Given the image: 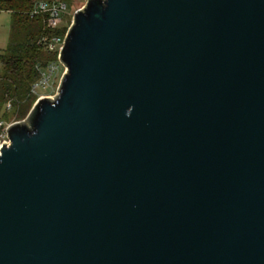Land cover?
<instances>
[{"label":"water","instance_id":"95a60500","mask_svg":"<svg viewBox=\"0 0 264 264\" xmlns=\"http://www.w3.org/2000/svg\"><path fill=\"white\" fill-rule=\"evenodd\" d=\"M60 60L0 144V264H264V0H88Z\"/></svg>","mask_w":264,"mask_h":264},{"label":"trees","instance_id":"16d2710c","mask_svg":"<svg viewBox=\"0 0 264 264\" xmlns=\"http://www.w3.org/2000/svg\"><path fill=\"white\" fill-rule=\"evenodd\" d=\"M37 1L0 0V11L11 14L10 38L8 44L3 46L1 56L0 121L5 120V114L9 111L6 107L8 103L13 108L33 95L32 86L40 78L37 64L46 65L57 60V53L48 52L38 43L41 35L45 32L66 33V28L45 30L42 19L29 16L28 12Z\"/></svg>","mask_w":264,"mask_h":264},{"label":"built area","instance_id":"2783aa9c","mask_svg":"<svg viewBox=\"0 0 264 264\" xmlns=\"http://www.w3.org/2000/svg\"><path fill=\"white\" fill-rule=\"evenodd\" d=\"M68 9L67 0H38L34 3L32 9L28 12L31 18L42 19L45 30H61L62 29V15ZM78 11V10H77ZM76 11V12H77ZM75 12V13H76ZM65 34H51L43 33L39 38L38 43L48 52L57 53V60L50 61L46 65L37 64V69L40 73V78L36 81L31 89L32 94L37 96V101L43 97H48L41 92V90H48L54 87V79L61 65H64L60 60V53L65 43ZM3 46L0 44V75L2 74ZM51 97V96H50ZM53 98V97H51ZM7 109H12V104H7ZM13 124V123H12ZM11 124L6 125L5 121H0V136L8 137V128ZM9 138V137H8ZM10 141L2 142L0 144H9Z\"/></svg>","mask_w":264,"mask_h":264},{"label":"rangeland","instance_id":"374dc122","mask_svg":"<svg viewBox=\"0 0 264 264\" xmlns=\"http://www.w3.org/2000/svg\"><path fill=\"white\" fill-rule=\"evenodd\" d=\"M68 9L63 13L61 23L62 29L66 28V34L73 24L75 12L84 6L88 0H67ZM11 32V14L7 11H0V44L6 46L9 42ZM67 72V68L64 65H61L58 72L56 73L54 79V87L48 90H41L40 93L47 95L48 97H55L58 94L59 87L61 86L63 77ZM37 102V96L34 94L31 95L28 101H23L20 104L15 105L5 114L6 125L15 123L17 121L25 120L34 108L35 103ZM2 142L5 140L10 141L7 136H0Z\"/></svg>","mask_w":264,"mask_h":264}]
</instances>
